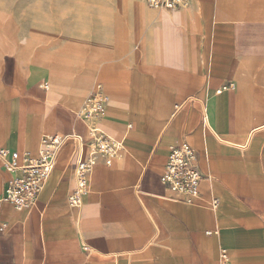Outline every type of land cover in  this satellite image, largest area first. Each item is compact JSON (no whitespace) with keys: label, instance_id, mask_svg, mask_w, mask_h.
Returning a JSON list of instances; mask_svg holds the SVG:
<instances>
[{"label":"crops","instance_id":"crops-1","mask_svg":"<svg viewBox=\"0 0 264 264\" xmlns=\"http://www.w3.org/2000/svg\"><path fill=\"white\" fill-rule=\"evenodd\" d=\"M43 1L0 0V148L34 157L43 135L94 126L123 151L78 210L72 143L33 208L0 201V264H219L221 249L264 264V0ZM97 86L102 114L83 121ZM182 142L209 177L193 205L160 182ZM18 176L0 161V199Z\"/></svg>","mask_w":264,"mask_h":264},{"label":"built area","instance_id":"built-area-1","mask_svg":"<svg viewBox=\"0 0 264 264\" xmlns=\"http://www.w3.org/2000/svg\"><path fill=\"white\" fill-rule=\"evenodd\" d=\"M139 1L150 9L174 11L185 7L188 0ZM104 101L105 96L101 92V87L97 86L95 92L87 98L84 109L79 112V118L83 121L98 118L102 114ZM68 143L75 145V152L73 188L67 196V205L73 210L80 209L84 197L89 192L91 175L99 160L102 159L110 165L123 151L121 141L107 136L94 126L88 128L86 138L73 133L43 135L34 157L28 153L20 157L17 152L0 148V161L5 171L12 174L19 173V176L14 177L9 183L0 201L9 203L17 211L33 208L55 168L60 152ZM19 159H21L20 163ZM206 179L209 177L199 171L197 153L189 144L182 142L169 148V156L160 182L165 188L178 195V200L193 205L199 197V186ZM209 207L216 210L218 201L212 200ZM219 264H229L226 249H221L219 252Z\"/></svg>","mask_w":264,"mask_h":264},{"label":"rangeland","instance_id":"rangeland-1","mask_svg":"<svg viewBox=\"0 0 264 264\" xmlns=\"http://www.w3.org/2000/svg\"><path fill=\"white\" fill-rule=\"evenodd\" d=\"M39 0H1L4 3L6 8L10 10L17 11V10H33L35 3ZM43 3L44 1L41 0Z\"/></svg>","mask_w":264,"mask_h":264},{"label":"bare ground","instance_id":"bare-ground-1","mask_svg":"<svg viewBox=\"0 0 264 264\" xmlns=\"http://www.w3.org/2000/svg\"><path fill=\"white\" fill-rule=\"evenodd\" d=\"M108 2V1H107ZM120 2V1H119ZM134 26V25H133ZM143 26H144V24H143ZM145 29V28H144ZM134 47H136V45L134 46ZM53 73V72H52ZM56 73V72H55ZM53 76V75H52ZM61 77V76H60Z\"/></svg>","mask_w":264,"mask_h":264}]
</instances>
